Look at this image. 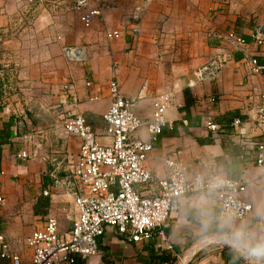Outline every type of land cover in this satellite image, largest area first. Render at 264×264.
Wrapping results in <instances>:
<instances>
[{"label":"crops","instance_id":"obj_1","mask_svg":"<svg viewBox=\"0 0 264 264\" xmlns=\"http://www.w3.org/2000/svg\"><path fill=\"white\" fill-rule=\"evenodd\" d=\"M89 7H101L103 16L87 28L73 0L35 5L0 0V31L34 32L10 34L8 39L12 46L25 47L15 49L24 79L20 86L29 101L27 107L16 105L24 113L12 112L4 105L11 100L0 94V234L12 253L21 264H32L28 239L44 228L49 216L57 219L64 235L72 230L78 184L68 166L82 140L65 133L64 118L81 113L97 140L111 143L103 116L111 105L112 81L126 97L136 96L146 85V97L134 107L142 120L153 118L158 95L172 98L169 122L151 140L147 168L166 178V160L178 153L190 180L198 174L247 179L243 198L253 211L243 221L257 226L256 210L264 207V173L256 162V143L264 142V124L257 121L254 108L263 102L264 69L254 72L252 60L264 66V41L254 38L257 32L264 38V0H90ZM135 16L137 31L125 21H135ZM112 30L120 36L108 38ZM29 46L36 51H26ZM70 46L86 50L85 62L67 59L64 48ZM201 70L203 79L198 77ZM139 136L151 139L145 127ZM199 194L182 197L181 208L168 220L173 250L163 249L158 232L134 242L108 226L90 262L178 264L176 257L198 246L191 264H255L224 244L215 225L202 227L191 207ZM257 235L264 231L257 228ZM257 258L264 263V257ZM0 264L13 263L0 259Z\"/></svg>","mask_w":264,"mask_h":264},{"label":"built area","instance_id":"obj_2","mask_svg":"<svg viewBox=\"0 0 264 264\" xmlns=\"http://www.w3.org/2000/svg\"><path fill=\"white\" fill-rule=\"evenodd\" d=\"M23 1L33 5L65 0ZM73 2L74 8L81 13L80 19L85 27H90L95 19L103 16L101 7L93 9L89 7L90 0H73ZM135 18V21H130L128 18L125 21L137 31L138 17ZM119 36L118 31L112 30L107 33L110 39ZM231 37L234 38V34H231ZM254 38L260 44L264 41L260 32H257ZM237 40L243 42L240 38ZM64 53L69 61L83 63L87 59L84 48L65 47ZM252 63L254 72L259 73L264 69V66L258 64L257 59H253ZM215 66L217 69L220 63L216 61ZM0 76V86L4 84L7 90H12L13 77L4 76L1 72ZM198 77L204 78L202 70L198 73ZM65 88L72 98H77L70 91L69 85ZM110 90L111 105L103 117L108 124V133L112 137L111 143L99 142L81 113H68L64 118L65 133L77 135L82 140L79 154L68 166L70 177L78 184L73 191L78 215L73 222L72 230L67 235L60 232L55 217L47 218L44 228L34 232L28 239L29 245L34 250L32 264H92L91 257L98 253L99 238L105 234L108 226L115 227L123 237L134 242L147 241L158 232L163 249L173 250V243L166 233L171 214L181 208L182 197L199 193L197 190L206 186L210 178H215L220 184L212 194L219 208L235 213L238 221H243L253 211V205L243 198L249 184L247 179L219 175L205 178L202 174H198L190 180L186 165L177 157L178 153L166 160L168 166L166 178H158L154 175L147 168L146 161L154 147L151 140H156L162 133L163 127L169 122L167 111L173 104L171 96L158 95L154 102L153 118L142 120L134 113V107L146 97V85L134 97L124 96L115 81L110 83ZM262 98L263 102L254 109L257 121L264 124V92ZM4 105L15 114L24 113L17 105L12 106L8 103ZM143 127L150 133V140L139 136V131ZM211 128L215 129L216 126L211 125ZM256 149L258 150L256 162L264 173V142L256 143ZM21 156L28 157L25 152ZM2 201L0 197V202ZM197 252L198 246L187 255L178 256V264H191ZM244 255L257 264H264L256 256ZM0 259L21 264L20 257L12 253L3 234H0Z\"/></svg>","mask_w":264,"mask_h":264},{"label":"clouds","instance_id":"obj_3","mask_svg":"<svg viewBox=\"0 0 264 264\" xmlns=\"http://www.w3.org/2000/svg\"><path fill=\"white\" fill-rule=\"evenodd\" d=\"M203 184V181L201 182ZM220 187L215 178H210L195 196L191 207L202 227L207 229L215 225L223 241L235 250L251 256L264 257V235H257V228L264 231V207L256 210L255 216L259 221L252 226L246 221H238L235 213L228 209L219 208L212 199V194Z\"/></svg>","mask_w":264,"mask_h":264},{"label":"rangeland","instance_id":"obj_4","mask_svg":"<svg viewBox=\"0 0 264 264\" xmlns=\"http://www.w3.org/2000/svg\"><path fill=\"white\" fill-rule=\"evenodd\" d=\"M36 4H39V3H36ZM22 31L24 30L15 29L14 31H12V33L8 31H0V72L3 73L4 76L10 75L11 77H13L12 82H11L12 90L10 89L7 90L5 85L3 84L2 86H0V94H2L1 96L4 97L5 99L11 100L10 104L12 106L16 104H20L22 106V104H24V106L27 107L29 101L25 99L26 97L23 94V91L20 86L22 81H24V79L20 78V75H19L21 73L22 66H20V64L17 63L16 57H15L16 55L15 49H17V51H18V48L24 50L25 47L12 46V42H8L10 34L13 35L12 37H14V36H17ZM32 32H33L32 30L24 31V33H32ZM36 49L37 47L35 46H29L28 49H26V51L35 52ZM46 66L48 67V65ZM0 81H1V76H0ZM46 81L47 79H45V81H42V82L46 83ZM36 103L39 104V101L35 102L34 104Z\"/></svg>","mask_w":264,"mask_h":264},{"label":"water","instance_id":"obj_5","mask_svg":"<svg viewBox=\"0 0 264 264\" xmlns=\"http://www.w3.org/2000/svg\"><path fill=\"white\" fill-rule=\"evenodd\" d=\"M224 242V241H223ZM255 264H257L255 261H254Z\"/></svg>","mask_w":264,"mask_h":264},{"label":"trees","instance_id":"obj_6","mask_svg":"<svg viewBox=\"0 0 264 264\" xmlns=\"http://www.w3.org/2000/svg\"><path fill=\"white\" fill-rule=\"evenodd\" d=\"M178 259V257H176Z\"/></svg>","mask_w":264,"mask_h":264}]
</instances>
